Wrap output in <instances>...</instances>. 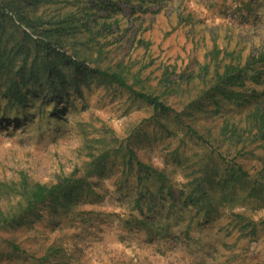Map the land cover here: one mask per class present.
<instances>
[{
    "label": "rangeland",
    "instance_id": "374dc122",
    "mask_svg": "<svg viewBox=\"0 0 264 264\" xmlns=\"http://www.w3.org/2000/svg\"><path fill=\"white\" fill-rule=\"evenodd\" d=\"M14 1L43 24L31 28L0 12V181L84 184L79 196L45 201L1 228L0 264H264V196L250 198L238 185L234 199L219 204L220 187L208 185L232 162L255 178L264 145L250 146L251 154L235 149L221 125L241 110L217 113L213 92L198 97L194 80L184 82L208 56L221 67L249 63V75L260 77L246 82V96L264 92V0ZM24 48L35 57L23 66V54L8 52ZM46 61L58 63L52 78ZM92 68L121 72L180 114L155 113ZM166 73L183 77L178 90L165 89ZM131 152L164 171L172 195L166 186L160 192L154 172L138 178ZM205 178L209 214L185 200Z\"/></svg>",
    "mask_w": 264,
    "mask_h": 264
},
{
    "label": "trees",
    "instance_id": "16d2710c",
    "mask_svg": "<svg viewBox=\"0 0 264 264\" xmlns=\"http://www.w3.org/2000/svg\"><path fill=\"white\" fill-rule=\"evenodd\" d=\"M41 1L42 0H32L33 4L37 5V7H39ZM95 1L100 4L98 0ZM0 12L4 17H16L20 23H25L31 28L34 23H38L40 26L43 24V22H40V16H36L35 19L25 16L21 11V5L14 0H0ZM40 15L43 16L42 14ZM73 20L74 17L71 19L65 18L63 23L68 24L71 21L73 22ZM65 28L66 27H63L61 30ZM44 36L51 37L52 35L47 33ZM39 41L41 42V40ZM3 42L4 40H1L0 36V45H3ZM42 42L43 46L51 47L52 45L51 41L46 39H42ZM40 47L41 44L37 48ZM55 47L57 48L59 46L56 45ZM9 50H11V48H9ZM57 52L63 53V55L65 54L64 51ZM8 53L12 56L11 59L16 58L15 56L17 54H23V66L26 65L28 57H35V54H30L29 48H24L17 52L14 51L13 54H10V52ZM217 53L218 51L214 49L210 52L212 57ZM2 54H5V52L0 46V55ZM4 59L5 58H1L0 63L4 62ZM74 61V59L70 58L71 63ZM213 61V58L209 59L208 56L207 59L200 61L195 73L191 77L186 78L184 82L190 83L194 80L195 88H198L200 91L197 96H200V93L202 95L213 92L210 98L212 106H214V111L217 113L221 111V107L223 108V115L225 116L229 114L232 107L241 110L239 120L230 122L228 118L225 117L224 122L221 125V130L224 131V134H228V138L232 141L235 149H238V151H246L247 154H251L253 149L249 150L250 146H253L255 143H257L255 148L264 145V92L260 95H252V99L248 98L245 93L247 89L246 82L249 79L257 80V77H260V74H258V76L256 74L249 75L247 69L250 65L247 62L239 60L229 61L221 67L220 63H212ZM26 69L29 70L28 73L31 72V68ZM45 70L46 75H50L49 78H52L55 74L60 72L56 61H46ZM93 70L106 76L118 86L127 89L133 96L152 107L155 113L175 114V117H178L180 114V112H177L172 105L163 101L160 96L134 89L133 83L129 84L127 82V76H123L121 72L101 71L98 68ZM165 77V89H172V91L178 90L181 86L183 77L180 75L178 79L170 80L168 78V73L165 74ZM194 101L195 100L190 101L188 103L189 106L191 103H196ZM243 112H245L246 115H244ZM187 130L196 135L198 139L204 140L203 136L195 134L197 132L192 126H188ZM134 155L135 154L131 152L130 161L133 163V159L135 160L138 178L144 176L145 178L150 179L152 176L151 172H154V175H157L158 181L161 183L159 186L160 192H163V188L166 186L164 171L153 169L148 164L139 160V158L134 157ZM228 168L229 170L225 171L227 172L225 175H222L216 182L208 184H217L220 187L219 192L221 195L219 197V204L229 203L230 200L234 199L238 185L245 186L249 189L250 198L258 199L264 196V169L256 172L254 176L255 178H253V175L248 172L247 169H244L241 165L235 162L229 164ZM206 181H208L207 178L200 182L194 180L193 186L185 196V200L189 205L204 207V212L209 214L213 212L211 208L213 204V198L211 196L213 193L211 189L205 187ZM81 182L82 181L78 179L71 180L69 177H65L52 184L33 182L27 177L10 181H0V229L10 226L15 222H19L20 218H22L25 213L33 210L37 205L45 201L58 200L61 195L68 200L79 196L81 192L80 189L84 184ZM86 187H90V184L86 183ZM166 187V191L169 195H172L171 187Z\"/></svg>",
    "mask_w": 264,
    "mask_h": 264
}]
</instances>
